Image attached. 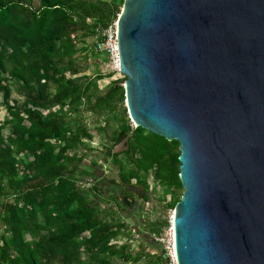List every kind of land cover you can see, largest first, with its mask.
<instances>
[{
  "label": "water",
  "instance_id": "95a60500",
  "mask_svg": "<svg viewBox=\"0 0 264 264\" xmlns=\"http://www.w3.org/2000/svg\"><path fill=\"white\" fill-rule=\"evenodd\" d=\"M136 127L180 145L177 264H264V0H124Z\"/></svg>",
  "mask_w": 264,
  "mask_h": 264
},
{
  "label": "trees",
  "instance_id": "16d2710c",
  "mask_svg": "<svg viewBox=\"0 0 264 264\" xmlns=\"http://www.w3.org/2000/svg\"><path fill=\"white\" fill-rule=\"evenodd\" d=\"M123 1L39 0L33 6L32 0H0V108L9 115L0 121V199H6L0 210V264H163L164 251L134 249L135 228L108 218L99 184L81 187L76 151L87 148L92 135L82 126L72 129L64 111L85 103L103 116L123 106L116 141L127 138V149L122 158L111 149L107 153L118 165L121 187L134 180L146 192L152 175L175 208L183 189L179 142L132 127L124 105L126 78L100 94L102 75L66 76L83 71L74 64L79 37L95 38L96 27L118 18ZM12 84L24 92L22 105L10 104ZM7 127L11 132L4 135ZM123 230L131 238L119 245Z\"/></svg>",
  "mask_w": 264,
  "mask_h": 264
},
{
  "label": "rangeland",
  "instance_id": "374dc122",
  "mask_svg": "<svg viewBox=\"0 0 264 264\" xmlns=\"http://www.w3.org/2000/svg\"><path fill=\"white\" fill-rule=\"evenodd\" d=\"M38 4L39 0H32L33 6H38ZM122 8L121 6L120 13ZM95 41L96 38L94 37H79L77 41L78 52L74 56V64L76 67L82 68L83 71L76 74L66 72V76L79 78L102 75L98 79V87L100 94H103L113 81H124V79L123 74H106L104 59L102 60V56H99V53L96 54L94 49ZM122 84L124 85V82ZM11 88L10 104L22 105L24 103V92L17 84H12ZM75 108H68L67 106L64 108L67 116L71 117L70 125L72 129L82 126L92 135L88 147H80L76 151L78 158L81 159L77 163L78 171L76 172V176L81 181V187L91 189L93 183L99 184L102 187L100 201L103 207L108 208L110 211L108 218L113 219L115 222L126 223L128 227L135 228L136 234L139 235L138 238L134 236L135 234L133 235V248L138 249L143 246L145 252L150 255H159L164 251L163 264H171L168 258V245L172 232L174 236L173 216L175 210L168 206L171 195L164 193L163 188L152 175L147 177L148 190L146 192L134 180L132 184L121 187L118 178V165L114 162L113 157L107 155L111 149L112 154L120 153L119 158H122V152L127 149V138L116 141L123 106L118 105L114 111H106L103 116L92 114L88 111L85 103ZM53 111L57 115L59 114L57 108H54ZM43 114H46V111H43ZM8 116L6 107L2 106L0 108V121L8 118ZM128 117L132 127H136L129 114ZM10 132L11 130L8 127L3 130L4 135H8ZM72 153L70 152V154ZM80 170L85 171V173L80 172ZM178 193H183V189L178 190ZM144 195L148 198H144ZM4 200L6 199H0V210ZM3 229L4 226L0 222V244ZM156 230L162 231V234L158 236L155 233ZM127 232V230H123L122 234L116 239L119 245L126 239L131 238ZM27 237L31 239L29 236ZM117 262L125 264L120 260Z\"/></svg>",
  "mask_w": 264,
  "mask_h": 264
},
{
  "label": "built area",
  "instance_id": "2783aa9c",
  "mask_svg": "<svg viewBox=\"0 0 264 264\" xmlns=\"http://www.w3.org/2000/svg\"><path fill=\"white\" fill-rule=\"evenodd\" d=\"M95 51L104 56L106 74H122L120 69V56L118 49V21H112L107 27H96ZM134 236L139 237L133 230ZM169 259L171 264H177L176 252L174 246V236L171 233L168 245Z\"/></svg>",
  "mask_w": 264,
  "mask_h": 264
}]
</instances>
